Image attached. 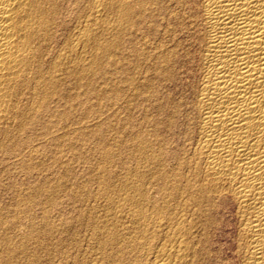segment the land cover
I'll use <instances>...</instances> for the list:
<instances>
[{"label":"bare ground","instance_id":"obj_1","mask_svg":"<svg viewBox=\"0 0 264 264\" xmlns=\"http://www.w3.org/2000/svg\"><path fill=\"white\" fill-rule=\"evenodd\" d=\"M110 15L115 16L116 22L110 23V18H112L108 17ZM108 18L110 21H107ZM145 18L147 20H143ZM142 20L145 21V24L146 21L148 22L146 32L150 34L153 40L155 37L157 38L159 29L157 27L160 26L163 30L162 39L160 40L158 37L159 41L155 38L156 43L153 41L154 43L147 44L149 46L147 49L145 48V52L136 47L135 50L133 49L137 61L140 62L141 59L149 61L150 70L161 85L159 87L171 91L169 88L176 82L179 71L187 66L189 60H191L190 65L193 68L192 78L187 85L189 86L187 95L177 98L169 92L161 91L164 93L161 95L158 91L159 88L154 87L155 82L152 85L148 76L149 79L140 82H143L142 88L139 89L138 85L133 83L130 93L126 92L128 91L127 88L126 91L124 90L131 100L142 97L147 105H149L148 102H151L153 110L159 114V120H157L158 118L147 119V115V120H145L148 121V125L152 126V129L149 128L151 132L147 133L148 135L144 133L139 135V133L131 131L132 135L135 134L131 139L137 154L135 159L138 163L136 161L135 163L138 165L133 169L131 168L132 170L126 169L128 172L122 183L124 188L120 190L114 188L118 191H112V193L116 192V197H111L115 193L108 196V193L113 190L111 189L114 186L113 176L112 179L107 176L108 179L113 180L112 186L109 188L111 190L108 193L105 192L106 189L108 190V183L110 182V180L108 183L106 182L107 178L101 182L102 188H98H101L100 191L102 192L99 194H105L104 197L106 198L103 200H106L107 205L104 202L102 206L97 205L98 208H94L93 202V205L90 206L93 207V210L88 209L90 212L88 214H93V217L97 215L100 218L96 225L90 221L93 222L91 225L95 228L91 240L96 239L98 244L97 250L95 249V252L92 250L94 253L91 252L95 259L93 261L89 258L91 262L93 261L90 264H100L101 260H98L104 255L103 250L108 251L106 250L107 246H109L110 252H106L108 254H105L104 259L111 264H207L209 262L206 263L205 260L208 261V256L206 259L204 254L209 251L206 249V244L211 233L220 224L218 214L222 206H230L234 214L236 232L233 241V255L238 264H264V0H0V264H53L56 261L55 258L58 256L55 257L53 251L58 250L57 245L52 243L55 247L53 245L51 247L45 242L37 241L40 239L37 236V230L43 231V228H47H41L40 225L43 220L38 223L39 225L35 224L33 215L35 213L29 215V220L27 218V226L24 224L26 231L24 229V232L20 231L23 228L21 221L24 212H26V206L33 201L31 192L36 194L49 186L43 188L44 186L38 185L40 187L32 189L29 191L30 194L28 192L26 196L22 192L24 190L19 188L16 177L20 171L24 172V168L28 171L33 169L31 162L38 152V149H35V145H37L36 141L34 143L35 139L38 140L41 136L42 138L47 137L50 141H54V144L60 146L58 141H61L63 135L67 134L63 130L61 132V129L66 128L64 127L65 120H69L68 117H70L68 107L70 108V102L75 97H72L73 93L70 95L72 89H69V82L73 83L74 81L77 84L84 79L83 82L88 83L90 77L96 75L95 72L99 71V74L103 71L98 70L103 66L99 64L102 61L101 58L103 57L104 59H102L105 60L109 57L103 54L111 47L120 44L119 34L118 36L114 35L116 36L115 40L108 38L102 41L101 34H106L103 31L120 32L123 28V31L128 32L130 28L132 38L134 36L132 33L138 32L141 35L140 33L145 32V29L140 32L141 28H138ZM125 27H128V30ZM149 34L145 35L149 36ZM128 37H125V40L128 41ZM129 41L132 42L131 39ZM128 42L124 43L125 46H129L130 43L128 44ZM128 46L126 48L129 49ZM119 48L121 47L119 46ZM120 53L118 51V56ZM124 54L126 53L120 55L124 56ZM120 57L118 59L121 63ZM134 58L133 62H126L135 63ZM99 60L101 61L98 63ZM141 62L143 63V61ZM128 67L126 66V68ZM135 70L138 69L135 68ZM104 72L107 71L100 73V76L101 74L105 75ZM132 76L130 77L132 78ZM141 76L142 74L138 77ZM180 76L182 77V75ZM72 79L73 81H70ZM132 79L133 81L137 80V78ZM177 81L179 83V79ZM109 86L111 85L107 87ZM88 89V92L93 93L94 96L104 95V88L100 89L93 86ZM115 89L112 91L115 95L114 106L119 101V99L116 101L115 97L125 95L118 88ZM108 95L105 97L107 98ZM78 98L72 102L76 100L77 103ZM80 98L81 104L83 100L81 101ZM84 101L86 102V100ZM139 104L141 103L138 102L136 106L130 104V106L144 107V105L139 106ZM121 105H117L120 108L119 112L122 110ZM147 107L145 108L147 109ZM112 108L114 109V107ZM127 108L132 111L131 108ZM135 108L132 109L135 110ZM115 109L117 110V108ZM109 111L111 112L112 109ZM152 113L154 112H151V115ZM153 116L155 117V115ZM98 119L99 116L96 120ZM91 120L93 121L92 118ZM135 121H140V118L138 117ZM79 122L76 121L77 124ZM142 122L144 124L145 121ZM69 123L68 125H70ZM59 124L60 126L63 124V128L60 129ZM83 124L85 125L84 122ZM94 125L96 124L94 123ZM136 126L133 128L130 126V128L139 132L137 129L141 127L135 129ZM55 127H58L59 131ZM70 127L72 128V126ZM80 127L82 126L80 125ZM84 127L82 131H84ZM54 128L57 132L66 134L55 135L53 133ZM86 128L88 130L90 127ZM86 128L85 131H87ZM100 128L97 127V130ZM74 129L72 128V130ZM144 129L146 132L147 126ZM79 130L81 131V129ZM93 131L95 130L93 129ZM37 133L41 134L38 138L39 134ZM60 133L58 134L60 135ZM143 134L148 137L142 136ZM68 135L67 137L70 136ZM79 135L81 134L79 133ZM70 137L73 138L74 135ZM99 137L101 138V135L96 136V139ZM78 138L80 140V136ZM65 139H62V142L66 141ZM55 140H58L57 143ZM100 143L103 145L104 142L101 141ZM120 143L121 141H119ZM38 145L44 147V144ZM49 145L47 144V148L44 147V149L51 148ZM130 146L131 144H129ZM129 147L128 150L131 152L130 149L133 147L130 149ZM40 148L39 150L42 149ZM124 148L127 151V148ZM120 152L115 154H121L122 152ZM44 153H42L43 156ZM125 153L124 159L128 151L126 155ZM77 154L74 153V157H77ZM109 154H111L110 151L109 153L102 152V156H99L103 161L109 162L114 153L111 156ZM114 156L116 157V155ZM121 157L123 156L120 155L118 160ZM127 160H125L126 163ZM132 160L134 161V158ZM120 161L124 162L122 159ZM30 163L32 167H30ZM105 163L107 164V162ZM25 164L29 166L27 167ZM121 166H125V164H121ZM121 169L123 173V168ZM95 171L100 173L101 170ZM106 173L104 172V174ZM99 178L102 177L99 176ZM151 183L156 186L155 193L160 195L158 198H161V203L152 205L153 207L149 211L147 204L153 195L149 196L151 192H147L149 189H146V186ZM150 187L155 188L154 186ZM72 190L71 194L74 192L73 188ZM88 194L87 192L86 198ZM70 196L72 197V195ZM96 197L93 196L94 200ZM81 211L83 212L84 209ZM149 212L153 216L149 215ZM85 213L87 215V212ZM46 215L48 217V214ZM97 216L95 217L97 218ZM42 217L44 215L41 216V219ZM68 218L70 217L68 216ZM44 220L43 226H50V223L48 224V221ZM86 221L85 223L89 222ZM78 223L80 224V221ZM35 225L41 229L38 227L36 230ZM49 226L48 229L51 228ZM93 228H91L92 231ZM54 229H50V235H56L54 233L58 229ZM60 229L59 232L61 233ZM77 229L79 231L81 228ZM53 230L54 233H52ZM68 230L71 231L70 228ZM158 231L162 233L159 232V235L163 236H161L162 242L159 238L158 241L161 243H157L158 245L156 244L157 246L154 247L152 244L155 242L150 244V241ZM59 232L56 233L59 234ZM72 233H68V235ZM62 234H66V238H68L67 231ZM90 235L91 232L88 236ZM58 238L56 235V239ZM49 240L48 244H50ZM58 240L60 241V239ZM53 241L55 242V240ZM65 241L61 239V242L64 243ZM155 241L157 240L155 239ZM94 243L93 245H96ZM47 246L53 251L48 250ZM68 246L70 245L68 244ZM64 247L62 252L59 251L60 253L64 254L63 251H66V247ZM69 249H67L68 253L70 252ZM75 253L72 254L78 256L79 252L76 251ZM64 256L67 257V254ZM74 260L73 264H83L84 261H87L83 259V261L80 259L82 262ZM60 262L62 261L59 260V264ZM72 262L73 260H71Z\"/></svg>","mask_w":264,"mask_h":264},{"label":"rangeland","instance_id":"obj_2","mask_svg":"<svg viewBox=\"0 0 264 264\" xmlns=\"http://www.w3.org/2000/svg\"><path fill=\"white\" fill-rule=\"evenodd\" d=\"M163 1H166V0H163ZM109 18L110 17H112V18H110L111 19V21H110V19L108 18L107 19V21H110V23H114V21L116 20L115 19V16L114 15H110V16H108ZM143 20H147L146 18L145 19H143ZM142 20V21H143ZM141 21V22H142ZM116 22V21H115ZM141 22H140V25L138 26V28L140 29L141 28V30H140V32H142L143 30L142 29H145V32H142V33H140L141 35H139L138 34V32L136 33V34H134V33H132L134 36L133 37H135V38H131V31H130V28H129V33L127 32V31H123V28H122V31H114V32H112V31H107V30H105V31H103V33L104 32H106V34L104 33L103 35L101 34V40L102 41H105V40H107L108 38L109 39H111L112 40V38H113V40H115L116 38V36H114V35H117L118 36V34H119V37H120V44H119V46L121 47V48H119V46L117 47L116 45H115V47L113 48V47H111L110 49H108L107 50V52L111 55H109L107 52L105 53V54H103V55H106V57H108V58H105V60H103L102 58H101V60H99L98 61V63L101 61V63H99V64H101V65H103V66H101V65H99V66H101L98 70H100V71H107L108 72V74H107V72H104L105 73V75H102L101 74V76H100V73H102V72H100L99 74H98V72H95V74L96 75H94V76H92V77H90V79H89V82L88 83H86V81H85V83L83 82L84 81V79H83V81L82 82H79V83H77V84H75L74 83V81H73V79L72 80H70V81H73V83L72 82H69V84H68V86H69V89H72V90H70V95H72V93H73V95H72V97H76L77 96V94H78V97L80 96H82L81 98H80V100L82 101L83 100V102L80 104V101H79V98L78 97H76V98H78L77 99V103H76V100L74 101V102H72L74 99H76L75 97L72 99V103L70 102V105L72 106H70V108L68 107V112H69V116L70 117H68L69 118V120L68 119H66L65 120V122H66V124H64L65 126L64 127H70V126H72V128L74 129V128H77V129H74V130H72V128L70 127H68L69 128V131H68V128L65 130V129H61V128H63V124L60 126V124H59V128L61 129V132H62V130H63V132L65 131V132H67V134H69L70 136H72L73 137V135H74V137H75V135H77L75 138L76 139H78V140H76L74 137L73 138H71L69 135V137H67V134L66 133H63V134H66V135H63L62 133H60V132H57V131H59L58 130V127H55V128H57V131H56V129L54 130V134L55 135H58V136H61V134L63 135V138H61L60 140L61 141H58L59 143H60V146L59 145H57V144H54L52 141H50L47 137L45 138V137H43L42 138V136H41V134L40 133H37V134H39L38 136H37V138L39 137V136H41V137H39V139L37 140V139H35L34 140V143H36L37 145L38 144H40V145H42V144H44V147L45 148H47V144L49 145V146H51V148L50 147H48V150H45L44 149V147H43V145L42 146H40L39 147V145L37 146V145H35V149H38L37 151V156H36V154H35V156L33 157V159H32V165H33V171L32 170H30L31 171V173H30V171H28V170H26V168H24V172L22 171H20V173H18V175H17V177H16V180H17V182H18V184H19V188L20 189H23L24 191H22L23 192V194L24 195H28V194H30V192L29 191H32V189H34V188H36V187H40V186H38V185H41V186H44L43 188H45V187H48V188H45V192L44 191H42V192H40L39 191V193H33V192H31L32 193V198H33V201L31 202V203H28L27 204V206H26V212H24V215H23V217H22V221H21V223L23 224H21L22 225V230H20L21 232L23 231L24 232V230L26 231V224H28V220H29V215H32L33 213H35V214H33L34 215V222H35V224H37V225H39L38 223H40V221L41 220H43V221H41V228L42 227H46L47 229H45V228H43L42 230L43 231H38L37 230V228L39 227V226H37V225H35V229L37 230V236H38V238H40L39 240H37V239H35V240H37V241H39V242H42V243H46L47 245H49V246H51V245H53L54 243V245H57L56 247H58L57 249V254L55 255V253L56 252H54L52 249L50 250L49 249V247H48V250H50V251H53V253H54V256L56 257V256H58V257H56L55 259H56V261H55V259H54V263L53 264H59V260H61L62 262H60V264H64L66 261V263L65 264H70L71 263V260H73V262L71 263V264H73L74 263V259H76V261H81L82 259L83 260H87V261H84V263L83 264H90V263H93V261H94V255H93V253L97 250L96 248H98V244H97V242H96V239H93V240H91L92 239V232H94V230H95V228H93V226L91 225V224H93V222H94V224L96 225L97 224V221H98V219L100 220V218H98V216L97 215H94V217H93V214H88V212H89V210L90 209H92L93 210V207L94 208H98V206L99 205H103L104 204V202H105V204H106V200H103L104 198H106V197H104V195L103 194H99V193H102L100 190H101V188H102V181H103V179L105 178H107L108 179V177L110 176V179H112L111 177L113 176L114 178H113V180H114V186H112V183H113V180H110V179H108L106 182L108 183V181L110 180V182L108 183V185H109V187H108V190L106 191L105 190V192L106 193H108L111 189H113V190H111L108 194V196H111V194H113V193H115L114 195H112L111 197H113V198H115L116 196V192L118 191V190H120V189H122V188H124V184H122L123 182H124V179L123 178H125V175H127V170L129 169V170H132L133 168H135L138 164H136L135 163V161H136V159H135V157H136V153H135V148L132 146V137H134L135 136V134L133 133V135L131 134L132 132H136V133H139V135H141L142 133H144V134H149V132H151L150 131V129H152V126L149 124H147L148 123V121L146 122V120L147 119H157V120H159V114H157L154 110H153V107H152V103L151 102H148V104L150 105H147L146 103V101H143L142 100V97H139V98H137V99H133L134 101H136L135 103H137L138 104V102L139 103H141V104H139V106L140 105H144V107H142V106H140V107H136L137 108V110H136V108L135 107H133V106H130V104L131 105H134L135 103H134V101L133 100H131V99H129V97H127V94L128 93H130L129 91L131 90V84H133L134 83V85H138V87H139V89L140 88H142V83H140L141 81H144V80H146V79H149L150 80V82L152 83V85L154 84L153 82H155V85H157V86H155L154 85V87H156L157 89H158V91L161 93V95L162 94H164V93H167V92H169L173 97H181V96H183V95H187V90H188V87L189 86H187L188 84H189V82H191V79L190 78H192V74L191 73H193V68H192V66L190 65V61L191 60H189V65H188V63H187V66L185 67V68H183V70L182 71H179V75L177 76V78L179 79V83H178V79L176 80V82H174V86L175 87H170L169 89L171 90V91H169L168 89V91L166 90V88H164V87H162V89L160 88L161 87V85H160V83H158V81L156 80V78H154V75H153V72H152V70H150V64H149V61L147 62L146 60H142L141 59V61H143V63L141 62H139V61H137V57H136V55L134 54V51H133V49L135 50V47L136 48H138L139 50H142L143 52H145L146 51V49L148 48L147 46H149V45H147V44H149V43H156L157 41H159V39L161 40L162 39V37H163V30L161 29V27L160 26H158L157 28H159L158 29V34H157V41H156V39L154 38V40L150 37V34L148 33V32H146L147 31V21H146V24H145V21H143L144 22V25H143V22H142V24H141ZM144 26H145V28H144ZM125 28H127V30H128V27H125ZM124 28V30H126ZM139 29H138V31H139ZM113 33V35L111 36V34ZM119 32V33H118ZM162 32V33H161ZM109 34V35H108ZM145 34H149V36L148 35H145ZM125 35V36H124ZM127 35H130L129 37L127 36ZM142 35H144V36H142ZM139 36V37H138ZM143 37V38H141V37ZM128 37V39L130 40L131 39V41L132 42H130L129 40V42L127 41V40H125L126 38ZM158 37H159V39H158ZM121 38H123V39H121ZM137 38H139L138 40H137ZM148 38H150V39H148ZM141 39V40H140ZM144 39H145V41H144ZM152 39V40H151ZM122 40H123V42H122ZM128 42V44H129V46L128 47H130L129 49L128 48H126L127 46H125L126 44H124L125 42ZM144 43H143V42ZM151 41V42H150ZM154 41V42H153ZM135 42V43H134ZM142 42V43H141ZM122 43H123V45H122ZM140 43H141V45H140ZM133 44V45H132ZM137 44H138V47H137ZM144 44V45H143ZM123 47H122V46ZM134 45H136V46H134ZM132 47V48H131ZM140 47V48H139ZM143 49H142V48ZM115 48H117V49H115ZM123 48H124V50H123ZM126 48V49H125ZM146 48V49H145ZM113 49V50H112ZM114 49H115V51H114ZM128 49V50H127ZM121 50V51H120ZM131 52H130V51ZM145 50V51H144ZM113 51V52H112ZM118 51L119 52H121L122 53V55H123V53L125 52L126 54H124V56H121L120 54H119V56H118ZM133 51V52H132ZM128 52V53H127ZM116 55H115V54ZM134 54L133 56H132V54ZM113 54V55H112ZM108 55V56H107ZM122 58H121V57ZM115 57V58H114ZM118 57H120V60H121V63H120V61H119V59H118ZM125 57V58H124ZM133 57H135L134 58V60H136V61H134L135 63H129L130 61L131 62H133ZM107 59V60H106ZM115 59V60H114ZM123 59V60H122ZM132 59V60H131ZM110 60H112L111 62H110ZM119 62H118V61ZM139 60V59H138ZM103 61H105V62H103ZM124 61V62H123ZM126 61H129V62H126ZM103 62V63H102ZM123 62V63H122ZM126 62V64H124ZM139 62V63H138ZM107 63H108V65H107ZM110 63V64H109ZM117 63V64H116ZM138 63V64H137ZM106 64V65H105ZM135 64V65H134ZM140 64V65H139ZM104 65H105V67H104ZM121 65V66H120ZM125 65V66H124ZM134 66V68H133V66ZM137 65V66H136ZM143 65V66H142ZM145 65V66H144ZM149 65V66H148ZM119 66H120V68H119ZM123 66V67H122ZM126 66H129L128 68H126ZM130 66H131V68H130ZM136 66V67H135ZM103 67V69H101ZM139 67H141V68H139ZM146 67V68H145ZM124 68H126V69H124ZM135 68L136 69H138L137 71L135 70ZM142 68H144V69H142ZM114 69V70H113ZM132 69V70H131ZM142 69V70H141ZM147 69H149L148 71H146ZM139 70H141V71H139ZM144 70V71H143ZM136 71V72H135ZM185 71V72H184ZM187 71V72H186ZM189 71V72H188ZM122 72V73H121ZM136 74H135V73ZM148 74H147V73ZM151 72V73H150ZM181 72V73H180ZM189 73V74H188ZM112 74V75H111ZM135 74V75H134ZM140 74H142V78L141 77H138ZM152 76H151V75ZM133 75V76H132ZM138 75V76H137ZM180 75H182V77L180 76ZM107 76V77H106ZM130 76H132V78H137V80H139V81H137L136 79H135V81H133V79L130 77ZM144 76V77H143ZM147 76L149 77V78H147ZM120 77V78H119ZM124 77H125V79H124ZM128 77V78H127ZM132 79H130V78ZM180 77V78H179ZM189 77V78H188ZM98 78V79H97ZM151 78H152V80H151ZM183 78V79H182ZM113 79V80H112ZM119 79V80H118ZM121 79V80H120ZM142 79V80H141ZM190 79V80H189ZM111 80V81H110ZM131 80V81H130ZM130 81V82H129ZM133 81V82H132ZM119 82V83H118ZM139 82V83H138ZM188 82V83H187ZM71 83V84H70ZM82 83H83V85H82ZM94 83V84H93ZM102 83V84H101ZM115 83V84H114ZM125 83H128V84H126L125 85ZM136 83H138V84H136ZM159 85H158V84ZM99 84V85H98ZM130 84V85H129ZM73 85H74V87H73ZM77 85H79V86H77ZM83 87H82V86ZM108 85H111V86H109V87H111V88H113V89H115V87H116V89L118 88L119 90H121V93L122 94H125L124 96L123 95H120V97L121 96H123V97H115V100L116 101H118V99H119V101L118 102H116V103H118V104H116L115 106H114V93L112 92V91H114L113 89H109V87H107ZM114 87H113V86ZM123 85H125L124 87H123ZM127 85H129V86H127ZM97 87V88H100V89H103L104 88V95H101V96H99V97H97V96H94V94L93 93H91L90 94V92H88L89 91V89L88 88H91V87ZM118 86H121L120 88L118 87ZM160 86V87H159ZM79 87V88H78ZM123 87V88H122ZM129 87V88H128ZM77 88V89H76ZM106 88V89H105ZM109 90H108V89ZM128 89V91H126L127 89ZM75 89V90H74ZM88 89V90H87ZM115 89V90H116ZM122 89H123V91H122ZM126 89V90H125ZM81 90V91H80ZM106 90V91H105ZM126 92H128V93H126ZM82 91H84V92H82ZM108 91V92H107ZM164 92V93H162V92ZM77 94H76V93ZM87 92V93H86ZM112 92V93H111ZM75 93V94H74ZM83 93V94H82ZM108 93H109V95H108ZM121 93H119V94H121ZM89 94V95H88ZM93 94V95H92ZM113 96H112V95ZM106 95H108L107 96V98L105 97ZM94 96V97H93ZM85 97H86V99H85ZM97 97V98H96ZM126 97V98H125ZM109 98V99H108ZM113 98V99H112ZM128 98V99H127ZM88 99V100H87ZM123 101H121V100ZM124 99H125V102L127 101V102H129V103H125L124 102ZM139 99H140V101H142V102H140L139 101ZM84 100H86V102L84 101ZM129 100V101H128ZM138 100V101H137ZM102 101V102H101ZM113 103H112V102ZM123 104H122V103ZM79 103V104H78ZM133 103V104H132ZM112 105V107H114V109L111 107V105ZM122 104V105H121ZM128 105L127 107H129V108H131L130 110H132V111H129V109L126 107V105ZM137 104H135L134 106H136ZM58 105H60V104H58ZM84 105H86V106H84ZM117 105H121V108H122V110H120V112H119V106L117 107ZM148 107H147V106ZM94 107V109H92L93 107ZM106 106H107V108H106ZM123 106V107H122ZM74 107V108H73ZM80 107V108H79ZM88 107V108H87ZM110 107V108H109ZM125 107H126V109H125ZM145 107H147V109L145 108ZM105 108H106V111H105ZM115 108H117V110L115 109ZM132 108H135V110H133ZM143 108V109H142ZM145 108V109H144ZM86 109V110H85ZM111 110L112 109V113L109 111V110ZM81 110V111H80ZM95 110V111H94ZM114 110H116V111H114ZM125 110V111H124ZM143 110H145V111H143ZM152 110V111H151ZM114 111V112H113ZM147 111V112H146ZM74 112H75V114H74ZM144 112H145V114H144ZM151 112H154V113H152V115H151ZM76 113H77V115H76ZM81 113V115H79ZM106 113V114H105ZM110 113H111V115H110ZM115 113V114H114ZM127 113V114H126ZM141 113H143V114H141ZM72 114V115H71ZM85 114V115H84ZM140 114V115H139ZM87 115V116H86ZM103 115V116H102ZM139 115V116H138ZM147 115H148V118H147ZM149 115H151V117H153V118H149ZM153 115H155V117L153 116ZM157 115V116H156ZM71 116H73L72 118H71ZM92 116V117H91ZM99 116V119L98 120H96L97 119V117ZM101 116V117H100ZM124 116H126V117H124ZM140 116H142V117H140ZM89 117V118H88ZM94 117V118H93ZM96 117V118H95ZM107 117V118H106ZM140 118V121H135L137 118ZM75 118H76V120H75ZM91 118L93 119V121L91 120ZM127 118H129V119H127ZM132 118V119H131ZM136 118V119H135ZM142 118V119H141ZM147 118V119H146ZM73 121H72V120ZM82 119V120H81ZM86 119H88L89 121H87ZM103 119V120H102ZM106 119V120H105ZM131 119V120H130ZM146 119V120H145ZM125 120V121H124ZM139 120V119H138ZM59 121V120H58ZM57 121V122H58ZM61 121V120H60ZM64 121V120H63ZM70 123H69V122ZM76 121L77 122H79L78 124L76 123ZM85 121H87V122H85ZM96 121V122H95ZM102 121V122H101ZM132 121V122H131ZM142 121H145L144 122V124H143V122ZM72 122V123H71ZM83 122L85 123V125L83 124ZM89 122H91L90 124H89ZM93 122V123H92ZM130 124H129V123ZM133 122H134V125H133ZM140 122H142V123H140ZM68 123L70 124V125H68ZM88 123V124H87ZM94 123L96 124V125H94ZM99 123V124H98ZM147 125H146V124ZM75 124V125H74ZM85 126H83V125ZM141 124V125H140ZM77 125H79V126H77ZM80 125L82 126V127H80ZM91 125V126H90ZM96 127H94V126ZM99 125V126H98ZM135 125H137L136 126V128L135 129H137V128H139V126L141 127V128H139V129H137V130H139V132L138 131H136V130H134V129H131L130 128V126H132V128H133V126H135ZM104 126V127H103ZM142 126H145V127H142ZM146 126H147V128H148V132L146 131V132H144V130H146V129H144V128H146ZM149 126V127H148ZM84 127V131H82V128ZM86 127H90V128H88V130H87V128ZM92 127V128H91ZM97 127L98 128H104V130H103V128L101 129H98L97 130ZM106 127V128H105ZM125 127V128H124ZM85 128H86V130L88 131H85ZM130 128V129H129ZM150 128V129H149ZM79 129H81V131L79 130ZM90 129H92V130H90ZM93 129L96 131H93ZM144 129V130H143ZM71 130V131H70ZM76 130V131H75ZM78 130H79V132H78ZM100 130V131H99ZM142 130V131H141ZM55 131H56V133H55ZM90 131H92V132H90ZM99 131V132H98ZM104 131V132H103ZM130 131V132H129ZM132 131V132H131ZM71 134H70V133ZM74 132H76V133H74ZM101 132V133H100ZM141 132V133H140ZM58 133H60V135L58 134ZM78 133V134H77ZM79 133L81 134V135H79ZM84 133V134H83ZM98 137V136H100L101 135V138L99 137V138H97L96 139V136L94 135V134ZM98 133H100V134H98ZM104 135V138H102V136ZM131 134V135H130ZM142 135V136H144V137H146L145 135ZM84 135V136H83ZM90 135V136H89ZM93 135V136H92ZM123 135V136H122ZM130 135V136H129ZM66 136V137H65ZM80 136V140H79V137ZM81 137H82V139H81ZM91 137V138H90ZM127 137V138H126ZM148 137V136H147ZM64 138H66L65 140L68 142L69 140H72V141H69L68 143L66 142V141H64V142H62L63 140H64ZM83 138H85V139H83ZM121 138V139H120ZM46 139V140H45ZM48 139V140H47ZM63 139V140H62ZM73 139H75L76 140V142H75V140H73ZM98 139H99V143H98ZM125 139V140H124ZM42 141V142H44V143H42V142H40V141ZM82 140V141H81ZM95 140V141H94ZM117 140V141H116ZM130 140H131V142H130ZM36 141V142H35ZM46 141V142H45ZM56 141V140H55ZM57 141H56V143H57ZM80 141V142H79ZM85 141V142H84ZM101 141H103L104 143H102L103 145H101ZM119 141H121V143L119 144ZM54 144H52V143ZM74 143L73 145H72V143ZM116 142V143H115ZM42 143V144H41ZM58 143V144H59ZM62 143V144H61ZM63 143H65L64 145H63ZM69 143H71L70 145H71V147H70V145H69ZM46 144V145H45ZM66 144H68L67 146H66ZM77 144V145H76ZM96 144V145H95ZM121 144H122V147H121ZM126 144V145H125ZM129 144H131V146L133 147H129ZM79 145V146H78ZM83 146V147H82ZM114 146V147H113ZM119 146H120V148H119ZM126 147L127 149V151H128V154H127V151H125V148L124 147ZM77 147V148H76ZM90 147V148H89ZM99 147V148H98ZM128 147H129V149L130 148H132V149H130V151L131 152H129V150H128ZM39 148L41 149V150H39ZM71 148H72V150H71ZM76 148V149H75ZM80 148V149H79ZM111 148H112V150H111ZM120 149V150H118V149ZM122 148V149H121ZM124 148V149H123ZM49 149H51V150H49ZM79 149V150H78ZM87 149V150H86ZM94 149V150H93ZM106 149V150H105ZM43 150H45L44 152H43ZM78 150V151H77ZM85 150V151H84ZM90 150V151H89ZM97 150V151H96ZM103 150H105V151H103ZM110 151V153L111 154H109L110 156L113 154V156H111L110 157V161L108 162V161H103L102 159H101V157L100 156H102V152L103 153H109V151ZM116 150H118L121 154H115L116 152L118 153V151H116ZM124 150V151H123ZM41 152V155H42V153H44L45 155L43 156H41L40 155V152ZM72 151V152H71ZM79 152L78 154H77V152ZM95 151V152H94ZM113 151V152H112ZM26 152V151H25ZM84 153V155H83V153ZM91 152V153H90ZM94 152V153H93ZM99 152H101L100 154H99ZM126 152V153H125ZM132 152H134V153H132ZM39 153V154H38ZM48 153V154H47ZM71 153H73V154H71ZM74 153H75V155L77 154V157H74L75 155H74ZM82 153V154H81ZM87 153V154H86ZM124 153H125V159H124ZM130 153V154H129ZM100 156H99V155ZM39 155V156H38ZM73 155V156H72ZM114 155H116V157L114 156ZM118 155V156H117ZM120 155H122L123 157H121V159H122V161H124V162H121L120 160H118L119 158L118 157H120ZM129 155H132V156H129ZM49 156V157H48ZM81 156H83V157H81ZM84 156H85V158H84ZM93 157H95V158H93ZM114 157V158H113ZM132 157V158H131ZM46 158V159H45ZM77 158V159H76ZM82 158V159H81ZM97 158H98V160H97ZM134 158V161L132 160ZM57 159V160H56ZM109 159V158H108ZM115 159H117V160H115ZM124 159V160H123ZM126 159H128L127 161V163L125 162V160ZM41 160V161H40ZM44 160V161H43ZM86 160V161H85ZM130 160V161H129ZM91 161V162H90ZM115 161H120V162H115ZM132 161H133V163H132ZM44 162V163H43ZM105 162H107V164L105 163ZM130 162V163H129ZM137 163H138V161H136ZM26 163V162H25ZM31 163L29 164L30 165V167H32L31 166ZM101 163V164H100ZM105 163V164H104ZM119 164V165H117V164ZM123 165V164H125V166H121V164ZM129 163V164H128ZM135 163V164H134ZM126 164H128V165H126ZM134 164V165H133ZM28 165V166H29ZM35 165H37V166H35ZM91 167H90V166ZM133 165V166H132ZM25 166H27L26 164H25ZM27 166V167H28ZM89 166V167H88ZM93 166V167H92ZM97 166H98V168H97ZM118 166V167H117ZM121 166V167H120ZM127 166H128V168H127ZM29 167V168H30ZM34 167H36V168H34ZM100 167V168H99ZM106 167V168H105ZM117 167V168H116ZM121 168H123V173L124 172H126L125 174H123L122 173V169ZM132 168V169H131ZM101 170L100 171V173H99V171H98V173L100 174H98L95 170ZM106 169H108V170H106ZM111 169V170H110ZM115 171H114V170ZM126 171H125V170ZM26 170V171H25ZM103 170V171H102ZM91 171V172H90ZM113 171V172H112ZM118 171V172H117ZM121 171V172H120ZM29 173V175H28V173ZM104 172L106 173V174H104ZM26 173V175H24ZM101 173H103L102 175H101ZM110 173H112V175H110ZM31 174V175H30ZM123 174V175H122ZM103 175H104V177H103ZM118 175V176H117ZM99 176L100 177H102V178H99ZM108 176V177H107ZM117 176V177H116ZM122 176V177H121ZM124 176V177H123ZM71 179V180H70ZM102 179V180H101ZM118 179V180H117ZM120 179V180H119ZM75 180V181H74ZM78 180V181H77ZM89 180V181H88ZM122 180V181H121ZM74 181V182H73ZM92 181V182H91ZM116 181V182H115ZM73 184H72V183ZM99 182V183H98ZM118 182H121V183H118ZM74 183H75V185H74ZM117 183H118V185H117ZM42 184H45V185H42ZM72 184V185H71ZM106 184V183H105ZM34 187H33V186ZM48 185V186H47ZM107 185V184H106ZM122 186V187H120V186ZM148 186H146L147 188L146 189H149V190H147V192H151V193H153V194H151L150 193V195L149 196H151V195H153V197L151 196L150 198H152L150 201H151V203H150V201L148 202L149 204H147L148 206V210L150 211V209L153 207V206H155V205H159L161 202H160V199L161 198H158V197H160V195H157L155 192H156V186L155 185H153L152 183L149 185V184H147ZM52 186V187H51ZM74 186V187H73ZM86 186V187H85ZM98 186V187H97ZM112 186V187H111ZM150 186H154L155 188L153 189V187H150ZM31 187V188H30ZM33 187V188H32ZM99 187H101L100 189H98ZM111 187V189H109ZM149 187V188H148ZM29 188V189H28ZM72 188L74 189V192L71 194L70 192H72L73 190H72ZM80 188V189H79ZM117 189L118 188V190H115V189ZM150 188H152V190H150ZM25 189H27V190H25ZM46 189H47V191H46ZM60 189V190H59ZM85 189H87V190H85ZM75 190H77L76 192H78L77 193V195H76V192H75ZM53 191V192H52ZM85 191H87L89 194H91V195H87V198H86V194H87V192H85ZM98 191H100V192H98ZM112 191H116V192H113L112 193ZM29 192V193H28ZM83 192V193H82ZM26 193V194H25ZM28 193V194H27ZM43 193V194H42ZM45 193V194H44ZM33 194H34V196H33ZM41 196H40V195ZM74 194V195H73ZM85 195V198H83L84 197V195ZM155 194V195H154ZM70 195H72V197L70 196ZM102 195V196H101ZM25 196V197H26ZM36 196V197H35ZM44 196V197H43ZM70 196V197H69ZM75 196V197H74ZM79 196V197H78ZM93 196H97L96 198H95V200H94V198H93ZM101 196V197H100ZM4 197H6V196H4ZM74 197V198H73ZM89 197H91V198H89ZM103 197V198H102ZM39 198V199H38ZM72 198V199H71ZM80 198V200H78V199ZM149 198V199H150ZM155 198H158L157 200L155 199ZM6 199V198H5ZM45 199V200H44ZM81 199H82V202H81ZM100 199H101V202H103V203H101L100 202ZM153 199H155V200H153ZM76 200H78V201H76ZM96 200H97V202H96ZM153 200V201H152ZM47 201V202H46ZM71 201V202H70ZM98 201H99V204H98ZM158 202V203H155V202ZM41 202V203H40ZM46 202V203H45ZM93 202H94V205H98L97 207L96 206H94L93 205ZM43 203V204H42ZM101 203V204H100ZM155 203V204H154ZM89 204V205H88ZM87 205V206H86ZM93 205V207H90V206H92ZM107 205V204H106ZM153 205V206H152ZM151 206V207H150ZM83 207V208H82ZM46 209V210H45ZM76 209H78V210H80V211H78V210H76ZM84 209V213L85 212H87V215H92V217H89V218H92L91 220L87 217V215H86V213L85 214H82L83 212L81 211V210H83ZM86 209V210H85ZM89 209V210H88ZM104 209H105V206H104ZM88 210V211H87ZM27 211H29L28 213H27ZM46 211H48V212H46ZM220 212H219V214H218V218L220 219V224L218 225V227L211 233V237H210V239L208 240V243L206 244V249H208L207 251H209L208 253H205L204 254V257H206V259H207V256H208V261L207 260H205L206 261V263L207 262H209V263H207V264H210V262H211V264L213 263V264H238V262H237V259L235 258V256L233 255V249H234V236H235V219H234V214H233V211H232V208L230 207V206H222L221 207V209L219 210ZM44 212V214H42ZM79 212V213H78ZM82 212V213H81ZM48 214V217H47V215L46 214ZM90 213V212H89ZM27 214H28V216H27ZM84 215L83 217L82 216H80V215ZM232 214V215H231ZM42 215H44V217H42V219H41V216ZM78 216V218H77V216ZM85 215H86V218H87V221H86V219H85ZM149 215H152L153 216V214H151L150 212H149ZM68 216L70 217V218H68ZM81 218H80V217ZM95 216H97V218L95 217ZM101 216V215H100ZM25 217V218H24ZM31 217H33V216H31ZM47 217V218H46ZM27 218H28V220H27ZM46 219V221H48V224L50 223V226L49 225H44L43 226V224H45V220L44 219ZM49 218V219H48ZM84 218V219H83ZM95 218V219H94ZM48 219V220H47ZM76 219H79V220H77L76 221ZM81 219V220H80ZM96 220V221H94V220ZM83 220H84V222H83ZM49 221H51L52 222V224H51V222H49ZM78 221H80V224H82V222H83V224L85 223V221L86 222H88L89 223V225H88V223H85L84 225L82 224V226H80V224L78 223L77 224V222ZM90 221H93V222H90ZM37 222V223H36ZM96 222V223H95ZM234 222V223H233ZM43 223V224H42ZM53 223H55V224H53ZM56 223H59L58 225H59V227H58V225L56 224ZM26 226H25V225ZM79 225V226H77V225ZM55 227H54V226ZM86 225H87V227H86ZM91 225V226H90ZM48 226L49 227H51V228H49L48 229ZM52 226H53V228H52ZM76 226V227H75ZM89 226H90V229H89ZM98 226V225H97ZM58 227V228H57ZM62 227V229H60ZM75 227V228H74ZM83 227V228H82ZM86 227V228H85ZM232 227H233V229H232ZM40 228V227H39ZM40 228V229H41ZM55 228V229H54ZM71 229V231H72V229H73V233L75 234L76 232V234L74 235L70 230H68V229ZM77 228H81L79 231H78V229ZM91 228H93V231H92V229ZM24 229V230H23ZM50 229H54V230H57L58 229V231H56V232H59V229H60V231H61V233L59 232V234L58 233H56L54 230H53V232L52 233H54V234H56L57 235V238H58V236H59V238L58 239H60V241L58 240V239H56V235H53V234H49V233H51L50 232ZM44 230H46V231H44ZM91 230V231H90ZM48 231V232H47ZM52 231V230H51ZM64 231H65V233H66V231H67V235H68V233L70 234V233H72L71 235H68L67 237L68 238H66V234L64 235V234H62V233H64ZM70 231V232H69ZM87 231V232H86ZM90 232H91V235L90 236H88L89 234H90ZM160 231H158L156 234H154V237H152L153 239H151V241H150V244H152V243H154V244H152L154 247H156L158 244L157 243H161L162 242V238H161V236L162 235H159L160 233H159ZM39 233H42V234H40L39 235ZM44 233V234H43ZM46 233V234H45ZM88 234V235H87ZM162 234V233H161ZM53 235V236H52ZM63 235V236H62ZM73 235H74V237H73ZM156 235V236H155ZM61 236H62V238H61ZM41 237H42V239H44V240H42L41 239ZM50 237H52V238H50ZM70 237H73V238H70ZM156 237V238H155ZM163 237V236H162ZM47 238V239H46ZM94 238V237H93ZM159 238H160V241H158L159 240ZM50 239V240H49ZM61 239H62V241L63 240H66L67 241V243H66V241L63 243V242H61ZM68 239V240H67ZM72 239V240H71ZM76 239V240H75ZM88 239V240H87ZM155 239L157 240V241H155ZM47 240V241H46ZM48 240H49V243L50 244H48ZM53 240H55V242L53 241ZM82 240V241H81ZM73 241H77L76 243L74 242V244H72L73 243ZM80 241V242H79ZM93 242L94 243V241H95V243L94 244H96V245H93V243H91V242ZM154 241V242H153ZM57 242V243H56ZM62 243V244H60V243ZM53 243V244H52ZM66 243V244H65ZM90 243V245L88 246V244ZM60 244V245H59ZM65 244V245H64ZM68 244L70 245V246H68ZM78 244V245H77ZM84 244V245H83ZM157 244V245H156ZM53 245V246H54ZM65 246L64 248L66 249V251L64 250L63 252H64V254H67V257L66 256H64V254L63 253H60V252H62L61 250H63V247H60V246ZM78 247H77V246ZM94 246V248H93V246ZM209 245V246H208ZM72 246V247H71ZM92 246V247H91ZM96 246V247H95ZM52 247V246H51ZM55 247V246H54ZM80 247V248H79ZM88 248L87 249V251H86V249H84V248ZM59 248H61L60 250H59ZM70 248V249H69ZM73 248V249H72ZM93 248V249H92ZM109 248V246H107L106 247V250H108L109 252H110V250L108 249ZM67 249H69V253H68V251H67ZM83 249V250H82ZM96 249V250H95ZM79 250H82V251H79ZM84 250H85V252H84ZM88 250H89V253H87L88 252ZM94 252H93V251ZM60 251V252H59ZM76 251H78L79 253H78V256L77 255H73L72 253L74 252V254H76L75 252ZM108 251H105V250H103V252H104V257L102 256L98 261H102V263H101V261H100V264H111V262L109 263V262H106V260L104 259L105 258V254H108V253H106V252H108ZM66 252V253H65ZM91 252H93V253H91ZM59 253V254H58ZM70 253H71V255H70ZM84 253H85V256H84ZM63 254V255H62ZM83 256H82V255ZM91 254V255H90ZM207 254V255H206ZM60 255V256H59ZM68 255H70V256H72V257H70V256H68ZM87 255H88V257H87ZM93 255V256H92ZM75 256V257H74ZM90 256H92V257H90ZM60 257V258H59ZM66 257V258H65ZM69 257V258H68ZM77 257H78V259L80 258V257H82V258H80L79 260L77 259ZM68 258V259H67ZM93 260L92 262H91V260ZM93 258V259H92ZM104 259V261H103V259ZM59 259V260H58ZM67 259V260H66ZM71 259V260H70ZM82 260V261H83ZM209 260H211V261H209ZM63 261H64V263H63ZM69 261V262H68ZM81 261V262H82ZM58 262V263H57ZM232 262V263H231Z\"/></svg>","mask_w":264,"mask_h":264}]
</instances>
